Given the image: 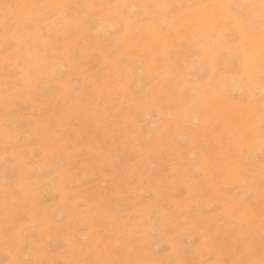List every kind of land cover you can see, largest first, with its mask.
I'll use <instances>...</instances> for the list:
<instances>
[{"label": "rangeland", "instance_id": "obj_1", "mask_svg": "<svg viewBox=\"0 0 264 264\" xmlns=\"http://www.w3.org/2000/svg\"><path fill=\"white\" fill-rule=\"evenodd\" d=\"M262 258L261 0H0V264Z\"/></svg>", "mask_w": 264, "mask_h": 264}, {"label": "snow or ice", "instance_id": "obj_2", "mask_svg": "<svg viewBox=\"0 0 264 264\" xmlns=\"http://www.w3.org/2000/svg\"><path fill=\"white\" fill-rule=\"evenodd\" d=\"M261 6L264 7V0H261ZM259 264H264V258H262Z\"/></svg>", "mask_w": 264, "mask_h": 264}, {"label": "bare ground", "instance_id": "obj_3", "mask_svg": "<svg viewBox=\"0 0 264 264\" xmlns=\"http://www.w3.org/2000/svg\"><path fill=\"white\" fill-rule=\"evenodd\" d=\"M258 154V153H257ZM249 193V192H248Z\"/></svg>", "mask_w": 264, "mask_h": 264}]
</instances>
